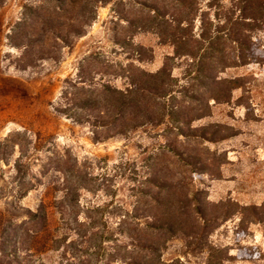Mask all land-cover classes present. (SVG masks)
Segmentation results:
<instances>
[{
  "label": "rangeland",
  "instance_id": "obj_1",
  "mask_svg": "<svg viewBox=\"0 0 264 264\" xmlns=\"http://www.w3.org/2000/svg\"><path fill=\"white\" fill-rule=\"evenodd\" d=\"M144 2L162 4H0V212L21 222L46 208L60 243L41 255L44 264H126L136 254L122 231L149 212L173 227L153 233L162 264H264V11L253 23L241 20L242 0H198L193 37L231 19L248 47L239 56L220 45V101L195 100L190 60L175 57L172 97L145 101L149 117L127 129L123 121L99 127L111 120L100 119L105 88L126 93L173 56L140 29ZM57 6L65 11L53 25L84 31L68 46L43 37L35 13ZM88 97L93 104L80 109Z\"/></svg>",
  "mask_w": 264,
  "mask_h": 264
},
{
  "label": "trees",
  "instance_id": "obj_2",
  "mask_svg": "<svg viewBox=\"0 0 264 264\" xmlns=\"http://www.w3.org/2000/svg\"><path fill=\"white\" fill-rule=\"evenodd\" d=\"M3 1L0 0V4ZM54 1L62 4L63 0ZM217 1L209 0V6L212 7ZM70 2L72 3L74 0H70ZM242 3L241 11L245 14L241 18L242 21L247 19L253 23L261 21L257 15L264 11V0H242ZM140 5L141 9L148 13L141 20L140 29L156 33L162 43L171 45L173 56H168L163 67L157 73L149 74L142 85L133 84L132 89L126 93L109 87L105 88L104 100L106 108L109 110L104 111L102 113L104 117H100V119L109 118L111 120L110 122L96 120L99 121L97 125L99 127H109L123 121L122 125L127 129L129 125H136L138 117L142 114L149 117V108L145 101L172 97L174 90L171 87L174 78L170 62L175 57L186 56L190 60L188 67L190 74L194 75L191 80V88L195 89L192 92L193 95H196L195 100L199 102L212 98L215 101H220L222 99L220 95L223 94L220 87L221 82L213 75L219 61L223 58L224 50L220 45L228 42L236 55L239 56L248 49L247 43L242 38L241 28H238L239 23L231 19L219 20L218 23L222 22V26L220 23L217 24L213 31L203 26L199 38L193 37L191 34L193 23L200 10L198 0H162L161 5L148 2ZM40 8L36 9L35 13L41 20L43 37L51 35L64 46H68L72 35L79 37L84 34L83 29L79 27L68 28L64 33V25H53L55 18L65 11L61 6L52 10H41ZM183 24H186V27ZM178 30L185 31V33H180ZM28 45L30 46L27 44L25 47L28 48ZM236 87L238 86L234 84L230 87V91ZM185 89V91L191 90L190 87ZM92 104L93 100L88 97L79 108L86 109ZM202 109L209 110L207 102L206 107ZM204 114L205 112L194 117L199 119ZM77 122L79 121L77 120ZM122 131L120 133H124ZM19 162L20 159L16 161L17 168L20 165ZM19 217L20 215L15 212H0V264H44L41 255L50 250H56L60 243L56 229L50 225L46 208L29 212L26 215V220L21 222L17 220ZM126 217L135 220L141 219L137 216H129V214ZM161 219L158 214L149 212L144 216L143 222L140 221L136 223L135 227L122 231L128 241L127 253L136 254L128 257L126 264H162L161 248L152 240L153 233L159 230L171 232L173 227L171 222Z\"/></svg>",
  "mask_w": 264,
  "mask_h": 264
}]
</instances>
